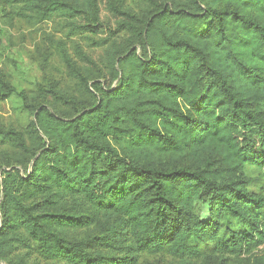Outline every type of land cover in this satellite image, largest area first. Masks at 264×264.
<instances>
[{"label": "trees", "instance_id": "16d2710c", "mask_svg": "<svg viewBox=\"0 0 264 264\" xmlns=\"http://www.w3.org/2000/svg\"><path fill=\"white\" fill-rule=\"evenodd\" d=\"M2 1L92 35L107 73L79 50L85 70L63 56L85 99L0 89L34 118L0 124V264H224L264 245V0Z\"/></svg>", "mask_w": 264, "mask_h": 264}, {"label": "rangeland", "instance_id": "374dc122", "mask_svg": "<svg viewBox=\"0 0 264 264\" xmlns=\"http://www.w3.org/2000/svg\"><path fill=\"white\" fill-rule=\"evenodd\" d=\"M160 1L165 2L164 0ZM175 1L180 3L182 0ZM131 2L133 1L128 0L129 4ZM134 4L135 12L141 17L153 10V8H147L145 4L138 1ZM17 10L0 0V89L9 85L18 92L27 93L31 99L35 98L34 95H39L40 97L34 102V105L43 103V100L46 99L44 94L40 93L41 89H55L68 97L85 99V95L81 94L78 81L69 74L63 55L65 54L84 70L85 66L79 58L78 51L81 50L93 58L96 63V68H93V73L90 75L93 81L107 73L103 60L104 49L92 45L90 40L92 35L76 34L66 22L57 17L39 21L34 16H20L16 13ZM116 83L113 86H116ZM51 101L49 98L44 102H47V106L52 107L53 104H49ZM14 107H20L17 100L0 97V124L6 129L25 132L34 118L29 113L20 114ZM7 150L13 151V147L0 139V158L5 156ZM16 167L20 168L19 166ZM20 169L22 174H25V169ZM207 217L208 209L205 208L202 218L206 219ZM88 235H91V230L70 233L71 237L79 240ZM263 254L264 245L251 254L239 258L218 257V262L251 264V260ZM168 257L159 260L157 257L144 255L140 263L174 264ZM175 264L178 263L175 262Z\"/></svg>", "mask_w": 264, "mask_h": 264}]
</instances>
